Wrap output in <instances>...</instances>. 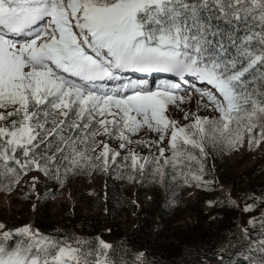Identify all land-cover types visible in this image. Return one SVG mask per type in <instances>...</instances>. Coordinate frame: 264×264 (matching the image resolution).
I'll return each instance as SVG.
<instances>
[{
  "label": "snow or ice",
  "instance_id": "snow-or-ice-1",
  "mask_svg": "<svg viewBox=\"0 0 264 264\" xmlns=\"http://www.w3.org/2000/svg\"><path fill=\"white\" fill-rule=\"evenodd\" d=\"M262 143L264 0H0V190L43 199L45 181L103 174L157 187L170 211L179 188L215 191L210 155ZM207 204L259 214L187 264H264V193ZM0 264L169 262L0 222Z\"/></svg>",
  "mask_w": 264,
  "mask_h": 264
},
{
  "label": "rangeland",
  "instance_id": "rangeland-1",
  "mask_svg": "<svg viewBox=\"0 0 264 264\" xmlns=\"http://www.w3.org/2000/svg\"><path fill=\"white\" fill-rule=\"evenodd\" d=\"M132 78L153 83L161 79L140 74ZM207 164L209 178L216 181L215 191L179 188L177 203L170 211H162L163 193L151 184H127L93 174L91 178H71L62 188L45 181L37 185V191L43 195L52 188L54 195L43 199H24L26 185L11 192L0 190V222L9 226L31 222L42 232L59 228L84 236L102 234L109 241L124 240L129 246L146 248L160 262L180 264L183 260L187 264L185 248L207 252L227 230L246 222L249 215L259 214V209L244 214L227 207L209 208L208 200L230 193L242 206L246 196L264 193V143L253 150L245 146L231 153H214ZM133 200L139 207L131 203Z\"/></svg>",
  "mask_w": 264,
  "mask_h": 264
},
{
  "label": "trees",
  "instance_id": "trees-1",
  "mask_svg": "<svg viewBox=\"0 0 264 264\" xmlns=\"http://www.w3.org/2000/svg\"><path fill=\"white\" fill-rule=\"evenodd\" d=\"M191 242H195V241H191Z\"/></svg>",
  "mask_w": 264,
  "mask_h": 264
}]
</instances>
